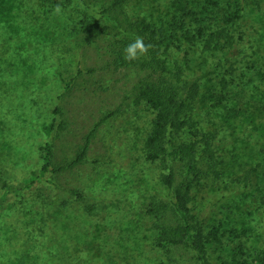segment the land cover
Instances as JSON below:
<instances>
[{
	"label": "trees",
	"instance_id": "16d2710c",
	"mask_svg": "<svg viewBox=\"0 0 264 264\" xmlns=\"http://www.w3.org/2000/svg\"><path fill=\"white\" fill-rule=\"evenodd\" d=\"M57 4L61 15L53 14ZM0 12L8 17L0 23L6 24L0 29V54L23 60L24 91H54L60 85L71 91L83 72L97 71L80 67L67 81L58 65L52 74L56 87L39 80L40 71L30 66L31 48L39 50L40 62L41 54L68 42L67 53L76 50L84 59L81 51H97L106 57L109 74L124 73L115 81L132 84L128 108L150 117L141 151L144 164L158 165L161 177L156 194L153 190L143 211L127 222V239L121 236L116 247L123 252L134 247L137 256L146 241L156 255L152 264H264V0H0ZM136 37L152 47L127 62L124 49ZM247 55L253 65L239 75L240 58L244 62ZM37 103L40 111L46 101ZM59 112L57 106L54 113ZM120 112L105 115L66 165L54 162V123L38 120L47 137L39 165L16 184L3 182L5 195L57 197L50 207L51 230L53 247L61 252L54 254L56 263L43 264L101 263L91 247L108 208L79 188L62 197L55 179L91 162L97 129ZM26 126V134L33 135ZM95 225L98 230H90Z\"/></svg>",
	"mask_w": 264,
	"mask_h": 264
},
{
	"label": "rangeland",
	"instance_id": "374dc122",
	"mask_svg": "<svg viewBox=\"0 0 264 264\" xmlns=\"http://www.w3.org/2000/svg\"><path fill=\"white\" fill-rule=\"evenodd\" d=\"M6 14L0 12V23L8 18ZM4 25L0 29H5ZM69 45L67 42L64 47H52L50 53L41 54L40 62L35 58L39 57V50L31 48L35 57L30 63V66L40 71L37 78H44L49 87L51 84L56 87L52 74L58 65L63 67L67 81L78 75L80 67L87 71L97 70L90 74L83 72L73 89L67 92L61 85V88L56 87L54 91H24L23 60L4 58L0 54V168L3 173L0 176V264H43L45 259L56 263L54 254L60 251L53 247L51 230L55 210L50 207L55 203L52 200H57V197L46 200L45 196L40 197L38 193L37 196L21 199L14 194L5 195L3 189L4 181L16 184L31 167L39 165V148L47 137L40 132L37 121L54 123V132L50 138L54 162L66 165L76 157L85 137L96 124L117 109L121 112L96 131L88 152L91 162L78 170L67 172L59 180L55 179L60 187L54 189L66 197L69 195L66 190L79 188L88 197L96 198L101 209L108 208L102 210V218L97 221L101 226L100 238L91 247L92 251H97L100 264H130L134 262L133 258H136L133 264H152L156 255L146 241L137 256L134 247L133 250L129 248L132 252H123L122 247L115 246L121 236L127 239V222H133L138 213L143 211L153 190L156 194L154 188L158 186L155 184L161 177L162 171L158 165L144 164L141 151V137L145 135L143 128H146V120L150 117L142 113L135 114L134 109L128 108L132 102V84L115 81L123 79L125 74H109L111 71L106 66L103 54L98 56L97 51H81L85 61L75 53L76 50L67 53ZM60 48L65 50L60 51ZM248 55L244 62V58H240L239 75L243 68L246 71V67L253 65L254 58ZM83 60L87 62L85 67ZM112 82L116 84L113 86ZM58 95L61 99L57 102ZM44 101L46 104L43 109L37 111V102ZM57 106L60 112L55 114ZM30 108L34 110L30 111ZM32 113L35 115L32 116ZM137 116L142 119L137 120ZM25 124L33 135L26 134ZM63 124L64 128H61ZM137 136L140 139L136 141ZM95 161L99 164L94 165L92 162ZM41 192L43 195L47 191ZM25 199L28 203L24 204ZM98 225L92 226L90 230H98ZM72 227L75 233L78 228ZM129 243L133 246L132 242ZM72 262L77 263V260Z\"/></svg>",
	"mask_w": 264,
	"mask_h": 264
},
{
	"label": "clouds",
	"instance_id": "9594fccd",
	"mask_svg": "<svg viewBox=\"0 0 264 264\" xmlns=\"http://www.w3.org/2000/svg\"><path fill=\"white\" fill-rule=\"evenodd\" d=\"M63 8L60 4H57L53 9L54 15H61ZM152 46L145 44L143 37H136L135 40L129 43L124 49V60L127 62H133L139 60L141 57L146 56Z\"/></svg>",
	"mask_w": 264,
	"mask_h": 264
}]
</instances>
